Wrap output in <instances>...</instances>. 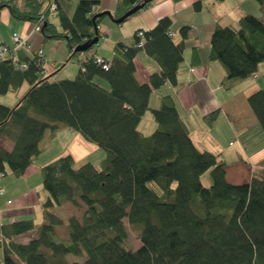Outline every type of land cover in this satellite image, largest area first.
Returning a JSON list of instances; mask_svg holds the SVG:
<instances>
[{
  "label": "trees",
  "instance_id": "1",
  "mask_svg": "<svg viewBox=\"0 0 264 264\" xmlns=\"http://www.w3.org/2000/svg\"><path fill=\"white\" fill-rule=\"evenodd\" d=\"M156 1L118 0L113 18L141 3L146 8ZM255 1L264 9V0ZM204 3L197 0L193 7L201 11ZM98 4L79 0L70 16L60 0L0 2V11L6 7L15 19L40 25L38 33L45 41H65L68 62L76 60L80 66L76 78L57 81L50 78L44 55L38 54L42 49L31 53L19 49L0 56V95L19 94L28 85L15 105L0 103V176L9 172L24 175L41 152L46 131L61 126L78 131L107 152L99 164L77 166L75 157L66 154L42 166V185L48 196L42 204L44 221L41 225L34 219L11 225L0 221L2 263L264 264V169L254 172L246 184L229 183L226 162L195 145L172 95L162 97L159 107L150 106L154 91L166 83L177 87L192 29L181 27L177 42L171 30L173 19L163 17L153 29L136 30L133 42H143L142 47L117 44L111 61L104 57L111 65L104 69L96 64L95 52H90L97 45L86 52L75 51L96 37L95 28L99 33L107 18L95 11ZM52 5H56L59 25L52 21L56 17L51 14ZM99 38L100 42V33ZM210 49L209 60L221 63L226 82L252 77L264 62L262 16L243 13L236 26L217 22ZM143 50L160 65V71L151 74L145 84L135 74V59ZM192 50L191 65L198 66L200 51ZM15 52L17 57L12 56ZM86 53H90L86 59L77 60ZM18 62L26 67H17ZM247 101L264 129V87ZM148 110L157 128L146 135L139 125ZM217 116L214 111L204 120L211 126ZM3 138L13 142L12 150L2 145ZM206 172L212 179L210 186L202 183ZM65 203L79 210L85 207L82 218L60 217L55 208ZM125 220L141 225L137 250L125 244ZM62 224L69 230L68 239L55 231ZM29 232L34 238L27 243L12 239ZM67 255L83 260L72 262Z\"/></svg>",
  "mask_w": 264,
  "mask_h": 264
},
{
  "label": "crops",
  "instance_id": "2",
  "mask_svg": "<svg viewBox=\"0 0 264 264\" xmlns=\"http://www.w3.org/2000/svg\"><path fill=\"white\" fill-rule=\"evenodd\" d=\"M78 1L79 0H60L64 9H67V12L70 16L74 14L73 11ZM93 1H99L98 9L95 10L96 12L111 11L114 13L118 3V0ZM196 1L197 0H184L176 2L174 0H157L151 6L143 8L140 12L131 15V17L121 25L114 22L115 25H118V28H114L112 24H106L103 22L105 20L104 19L99 26V33L102 36L101 39L105 40V43L108 44V48L105 49L103 47L104 45H100L99 48L92 49L90 52H95V54L100 56L102 55L107 60L111 61V59L115 56L114 48L117 44L123 42L132 46L134 44L133 39L136 30L142 28L147 30L153 29V27L156 26L159 20H161L163 17H170L173 19L171 30L174 33V40L177 42L181 41L179 34L180 28L184 27L185 25L190 26V29L192 30L189 38L186 39L184 62L178 70L179 73L177 78V87H174L170 83H166L165 86L153 92L151 100L154 98L153 100L155 103L157 102L159 104L162 97L167 96V94L172 95L175 100V104L177 105L179 114L182 115L186 125L190 129V135L192 136L195 145L200 149H206L210 151V149L207 147L208 143L217 149V151H223L225 148H228L221 145V142L219 141V135L222 136V134L217 131L218 137H216L217 135L213 133L217 123L221 122L219 121L221 120V117L225 119V124L228 125L229 128V134L226 131L227 137H231L229 145L236 144L239 141V149L247 148L248 143L251 141V134L249 133L248 135L247 129L249 130L253 126L251 122H259L255 121L254 118L251 119V122H248V114L241 113L239 110L237 111L236 105L240 106L244 104L245 101H247L248 96L253 94L252 91L255 92L256 90L261 89V84L250 83L249 80H244L242 82L236 79L230 80V82L225 81L226 70H224L221 63L209 60L212 34L215 30L217 22L226 26V24L222 23L224 17L222 18L212 13V15H210L211 19L208 20V15L204 16L203 13H206V11L209 12V7L206 5V2L209 0H205V8L201 11H196L194 9L193 5ZM56 17H51L52 21ZM22 22L23 21H19L12 17L8 8H2L0 11V25H5V27L11 31V33L8 34L7 37H4V35L2 37L0 35V42L5 43L9 48L14 50L15 42L12 37L14 33H17L20 37L28 38L30 42V38L32 37L30 35L33 33H30L31 29H29L28 26L23 25ZM34 44L36 47H33L31 44L34 52L39 49L43 50V55L46 59V62L49 64L50 71L48 74L51 75L50 78L56 80V72L58 71L57 65L59 62H63L60 60L57 62L54 61V58H56V49L57 47H63L65 51H69V48L64 47L61 42H58L57 44H52L50 41L47 42V40H44V37L40 36L36 37ZM193 48H196L200 51L202 62L198 64V66L191 65L190 59ZM16 52L13 53V57H17ZM68 53L70 55V52ZM89 54L90 53L79 54L77 60H84L87 56H89ZM9 55L10 54H4V56ZM68 59L65 61L66 63H68ZM135 64V74L137 80L141 84L148 82L151 74L155 73L156 71H160L159 63L149 57L144 50L139 52L135 59ZM64 65L65 64L62 66ZM262 73L263 70L260 65L259 71L253 74L252 77L258 79ZM238 82H241L240 85L242 88L240 90H238V87H236V85L239 84ZM99 83L102 84L101 81H99ZM27 87L28 85H24L20 89V93L23 94ZM23 88L25 89L22 90ZM214 111H217L218 113L217 119L213 125H208V128L206 126L207 124L204 120V117L206 115H210V113ZM194 123H196L199 127H206L207 130H205V128L204 130L202 129L203 133L200 134V132L194 128ZM58 132L59 130L46 131L43 139L40 141L41 151L46 148L48 143H51V140H53L52 138L56 136ZM144 134L146 133L144 132ZM246 134L248 137L245 138L244 141L241 140L242 137H246ZM2 145H4L7 150H12L14 147L13 142L7 138L2 139ZM217 155L221 156V159L226 162V177L228 182L231 184H236L239 180L245 179L246 175H249V180H251L253 173L260 170L256 169L251 173H248L246 167L250 164L254 166V168L260 167V164L262 161H264L263 158H256L255 161H252L253 158L251 161L249 159L246 160L241 155L239 158L228 163L223 158L222 154ZM47 164L48 162L44 164H38L34 158L33 162L30 164V167L27 169L24 175L20 177H17L14 174L13 176L6 175L7 177L0 176V188L4 189V193H0V221L2 224L11 225L14 222L22 221V219H33V216L36 214L39 215V212L36 213V211L38 210V207L42 208L41 206L48 196L47 192L46 194H41L40 188L38 186L39 183H36L33 180V177L37 176L36 174L39 172L42 175L41 168ZM230 165H233V167L228 168L227 166ZM62 207H64V205H62ZM62 207L55 208V212ZM38 215H36L37 218ZM41 224L42 223L36 222V225ZM55 231L60 238L68 239L69 230L66 224L55 226ZM33 238L34 235L29 232L14 236L12 239L23 244L29 242ZM3 257V245H0V264H3ZM75 258L76 257L72 255H67L66 257L67 260L72 262L83 260L79 257L76 259ZM19 264L23 263L19 262Z\"/></svg>",
  "mask_w": 264,
  "mask_h": 264
},
{
  "label": "rangeland",
  "instance_id": "3",
  "mask_svg": "<svg viewBox=\"0 0 264 264\" xmlns=\"http://www.w3.org/2000/svg\"><path fill=\"white\" fill-rule=\"evenodd\" d=\"M207 7H209V12L206 11V13H203L204 16L208 15V20L211 19L210 15H212V13L218 15L219 17H224V20L222 23L228 25L231 24L233 26H236V23L240 17V15L242 13H252L256 16H262V19L264 20V9H262L261 5L258 4L255 0H227L224 2H220V3H214V0H209L206 2ZM201 15V16H203ZM200 16V15H199ZM54 24H58V18H54L53 19ZM106 24H112V26H114V28H118V25H115V23L112 21V19L110 17L105 18V20L103 21ZM23 25H26L29 27L30 33H33L31 38H30V42L33 45V47H36L34 42L36 40L37 36L43 37L41 36L40 33L38 32H34L35 29V25L33 22L30 21H24L22 22ZM59 25V24H58ZM11 31L8 30L5 25H0V35L3 37H7L8 34H10ZM50 41L52 42V44H57L58 42H61L62 45H64V47L68 48L67 45L65 44V41L63 40H52V39H48L47 42ZM105 40H100V42L98 43V45L96 46L97 48L100 47V45H104L103 47L105 49L108 48V44L105 43ZM15 45V43H14ZM69 51H65L63 47H57L56 49V58H54V61H63L62 63H58L57 65V72H56V80H63V79H74L76 78V75L79 73L80 70V66L78 65L76 60H71L68 63H66L65 61L68 59L69 57ZM50 62H52L51 60H49ZM63 64H65L64 66H62ZM263 64V65H262ZM261 68L263 70L262 75L259 76L258 79L255 78H246V79H241L240 81H244V80H249L250 83H259L261 84L260 88L264 87V62H262L261 64ZM259 69V68H258ZM241 82H238L239 84L236 85V87H238V90H240L242 88V86L240 85ZM25 88H23L22 90H24ZM254 92V91H252ZM251 92V93H252ZM22 95V93L19 94H15V93H8L6 95H0V103L1 104H7V105H15L17 103L18 98ZM154 99V98H153ZM151 100L150 106H152V108H157L160 105L154 100ZM244 103V102H243ZM236 110L241 113H245L248 114V122H251V119L254 118L255 121L256 120V116L255 113L252 112V109L248 103V101H245L244 104L237 106L236 105ZM144 118L142 119V121L140 122L139 128L147 134L152 133L156 128H157V124L155 121V118L152 114L151 110H148L146 112V114L143 116ZM221 122L217 123V126L214 128V134L217 135V131L220 132L222 134L219 135V141L221 142V145H223L224 147H228L225 148V150H219L217 151V149H215L214 147H212L210 145V143L207 144L208 149H210V151H212L215 154H222L223 158L228 162H232L235 159L239 158V156H243L244 159H249L250 161H255L256 158H263L264 159V129L262 128V126L259 123H254L251 122V124L253 125L249 130L247 129L248 135L249 133L251 134V141L248 143L247 148H243V149H239L240 145H239V141L236 144L233 145H229L230 142V136L227 137L226 131L227 133L229 132V128L228 125H226V121L225 119H223V117H221V120H219ZM194 128L196 130H198V132L203 133L202 129L207 130L206 127H199L196 123L193 124ZM206 125V124H205ZM208 127V125H206ZM209 128V127H208ZM241 133V132H240ZM56 134V133H55ZM229 134V133H228ZM218 137V135L216 136ZM247 134L246 137H242L241 140L244 141L245 138H247ZM53 140H51V143H48L46 145V148H44L37 157H35V160L38 164H44V163H50L55 159H58L60 157H62L63 155L66 154H72V156L75 157L77 166H82L84 165V163L87 162H92V163H96L99 164L101 160L105 159V157L107 156V152L104 151L103 149H101L100 147H98L95 144H92L88 141H86L84 139V137H82V135H80V133L78 131L75 130H71L70 128L61 126V128L59 129L58 134H56V136H54L52 138ZM203 147V146H202ZM242 147V146H241ZM264 161H262V163L260 164V167H256L254 168V166H252L251 164L249 166H247V172L251 173L253 170H263L264 169ZM229 167H233V165L227 166ZM37 176L33 177V180L36 183H39L38 186L40 188L41 194H46V190L44 188V186L42 185V180L43 177L41 175V173H37ZM8 176H13L12 173H9ZM7 177V176H6ZM5 177V178H6ZM226 177V175H225ZM227 178V177H226ZM202 183L205 186H210L212 184V179L210 178V174L209 172H206L202 177ZM250 176L246 175L245 179H241L239 180L236 184L240 185V184H246V182H250ZM249 180V181H248ZM235 185V184H233ZM4 190V189H3ZM4 192H2L3 194ZM42 207V206H41ZM86 208L84 207L82 210H79L78 208L72 206L69 203H65L64 207H62L61 209L57 210L56 213L62 217L63 219H68L71 216L74 217H80L82 218V213L84 212ZM42 211L43 209L38 207V210L36 211V213L39 212L38 218L37 216H33V219L36 220V222L38 223H43V218H42ZM40 216V218H39ZM125 225H126V229H127V236L128 238L125 241L126 246H128L130 249L132 250H137L139 249L141 246L140 243V228L141 225H129L127 220H125ZM76 259V258H75Z\"/></svg>",
  "mask_w": 264,
  "mask_h": 264
},
{
  "label": "built area",
  "instance_id": "4",
  "mask_svg": "<svg viewBox=\"0 0 264 264\" xmlns=\"http://www.w3.org/2000/svg\"><path fill=\"white\" fill-rule=\"evenodd\" d=\"M51 9H52L51 10L52 16H56V5H52ZM40 28H41L40 25H35L34 32H38L40 30ZM172 35H173V33H172ZM143 36H144L143 31L138 33V37L143 38ZM12 37H13L14 42H15L14 50L22 49L24 51H27L28 53H31L33 51V47H31V45L29 44L28 38L20 37L17 33H14V35ZM134 46L135 47H142L143 42H140V43L134 42ZM14 50L9 48L5 43L0 42V56H4V54L14 52ZM38 54L42 55L43 51L39 50ZM94 55H95V62L97 65L102 66L104 69H110V67H111L110 62H108L102 55L101 56L98 54H94ZM16 64H17V67H19V68H25L26 67V64H23V63L18 62ZM3 191H4L3 188H0V193H2ZM2 240H3V235H2V233H0V245L3 242Z\"/></svg>",
  "mask_w": 264,
  "mask_h": 264
},
{
  "label": "water",
  "instance_id": "5",
  "mask_svg": "<svg viewBox=\"0 0 264 264\" xmlns=\"http://www.w3.org/2000/svg\"><path fill=\"white\" fill-rule=\"evenodd\" d=\"M144 5H145V3H141V5L134 6L133 8H131V10L129 12L125 13L123 16H121L118 19L113 18V12H111V11H103V12H100L98 15L110 17L113 20V22H115L116 24H121V23L125 22L126 19L131 17V15L141 11V9L144 7ZM95 30L97 33L96 37L87 43L79 45V47L75 48L76 52H79V51L80 52H86V51H89L90 48H92L93 46L98 45L99 39H100L99 33H98V27H96Z\"/></svg>",
  "mask_w": 264,
  "mask_h": 264
}]
</instances>
